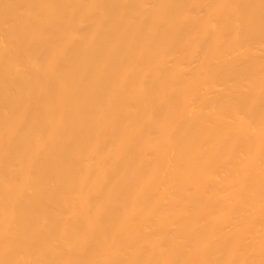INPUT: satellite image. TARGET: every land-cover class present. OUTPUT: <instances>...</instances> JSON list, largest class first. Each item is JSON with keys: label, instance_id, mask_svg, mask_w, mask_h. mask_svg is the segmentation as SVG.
I'll use <instances>...</instances> for the list:
<instances>
[{"label": "bare ground", "instance_id": "bare-ground-1", "mask_svg": "<svg viewBox=\"0 0 264 264\" xmlns=\"http://www.w3.org/2000/svg\"><path fill=\"white\" fill-rule=\"evenodd\" d=\"M0 264H264V0H0Z\"/></svg>", "mask_w": 264, "mask_h": 264}]
</instances>
